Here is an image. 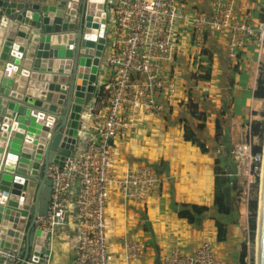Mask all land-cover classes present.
<instances>
[{
    "label": "crops",
    "instance_id": "1",
    "mask_svg": "<svg viewBox=\"0 0 264 264\" xmlns=\"http://www.w3.org/2000/svg\"><path fill=\"white\" fill-rule=\"evenodd\" d=\"M178 2L191 12L208 11L207 0ZM244 17L257 26L264 17V0H234L233 20ZM233 32L229 29L221 35L210 28L197 33L188 23H181L177 39L183 45L182 52L168 64L181 83L175 100L165 101L163 110L155 114L138 109L131 131L117 141L119 173L149 163L163 179L143 200L125 197L116 184L110 186L107 219L114 253L111 264H163L171 248L192 252L206 240L227 264H244L240 253L248 237L249 219L243 216V209L248 210L239 205L238 222L229 221L228 237L219 239L217 220L225 214L217 209L215 181L216 177H227L234 188L241 181L232 149L244 140L245 123L257 119L264 103L255 92L264 46L260 48L252 38L232 54ZM103 91L99 86L98 95ZM97 98L93 112L103 102ZM83 138L75 153L82 149ZM74 188L68 192L67 203L75 209ZM38 198L36 190L32 201L37 206ZM60 228L64 233L57 246L54 243L50 264H72L78 227L69 219L56 227V233ZM137 240L142 243L133 252L130 245Z\"/></svg>",
    "mask_w": 264,
    "mask_h": 264
},
{
    "label": "built area",
    "instance_id": "2",
    "mask_svg": "<svg viewBox=\"0 0 264 264\" xmlns=\"http://www.w3.org/2000/svg\"><path fill=\"white\" fill-rule=\"evenodd\" d=\"M208 11H188L178 0H112L109 10L116 17V38L113 50L106 56L111 68L107 83L100 86L103 95L96 93L102 105L89 112L80 131L83 147L64 159L63 164L51 163V198L48 212L35 219V230L47 232L45 246H54L53 233L58 225L73 219L78 227L75 256L72 264H111L114 253L109 245L107 219L109 188L116 184L125 197L143 200L155 189L163 177L154 166L142 163L137 168L119 173L116 167V143L127 135L134 124L138 109L159 113L164 102L174 101L180 83L177 73L168 64L182 52L177 39L181 23L186 22L197 33L208 29L224 35L232 29V54L254 38L264 46V17L258 25L248 18H232L234 0H207ZM103 85V86H102ZM105 92V94H104ZM100 93V92H99ZM105 95V96H104ZM94 96V97H96ZM97 98V100H98ZM253 120L244 125V140L233 146L236 174L241 178L242 190L238 204L247 207L249 188L258 182L263 169L264 152L253 149ZM235 130V126H232ZM79 141V142H80ZM262 177V172H261ZM243 178H246L244 181ZM262 179V178H261ZM255 181V182H253ZM75 186V209L68 206V192ZM20 246L0 245V264H36L25 255L22 243L29 237V224L20 230ZM43 240L34 235L29 251ZM141 240L131 244V251L140 249ZM50 256V254H46ZM163 264H227L220 258L210 240L200 243L192 252L171 248L163 257Z\"/></svg>",
    "mask_w": 264,
    "mask_h": 264
},
{
    "label": "water",
    "instance_id": "3",
    "mask_svg": "<svg viewBox=\"0 0 264 264\" xmlns=\"http://www.w3.org/2000/svg\"><path fill=\"white\" fill-rule=\"evenodd\" d=\"M90 7L97 9L96 16ZM109 21L105 0H0V245L20 246V230L29 224L22 247L36 264H50L52 253L45 246L47 232L34 225L38 215L48 212V170L53 162L63 164L79 144L88 116L84 108L98 89ZM82 83L87 86L79 93ZM40 136L49 142L43 168L36 172L32 166L41 152H28ZM36 190L39 206L32 203ZM261 192L264 196V186ZM16 198L20 210L13 207ZM259 219L256 264H264V202ZM35 232L43 240L30 252Z\"/></svg>",
    "mask_w": 264,
    "mask_h": 264
},
{
    "label": "trees",
    "instance_id": "4",
    "mask_svg": "<svg viewBox=\"0 0 264 264\" xmlns=\"http://www.w3.org/2000/svg\"><path fill=\"white\" fill-rule=\"evenodd\" d=\"M256 95L264 98V63L260 67V73L257 79ZM102 95V92L100 93ZM191 107H195L194 103H191ZM264 130V119H255L252 123V133L258 137V142H262ZM190 137V135H189ZM253 149L255 151L262 150L260 143H253ZM238 188H234L229 183L227 177H216L215 181V197L217 209L220 208L225 214L223 219L217 220L218 226V237L224 239L228 237L229 227L228 222H238V195L242 190L241 181L238 182ZM258 183L254 184V188H257ZM253 197H256V190L254 191ZM257 197L256 200L252 198L250 204L251 214L249 215V230L252 238L255 237L256 231V214H257ZM226 212H228L226 214Z\"/></svg>",
    "mask_w": 264,
    "mask_h": 264
},
{
    "label": "rangeland",
    "instance_id": "5",
    "mask_svg": "<svg viewBox=\"0 0 264 264\" xmlns=\"http://www.w3.org/2000/svg\"><path fill=\"white\" fill-rule=\"evenodd\" d=\"M111 1L112 0H105V8L108 11V17H109L110 21H109V27L107 30L108 41L106 44L105 53L102 57V62H101V66L99 68V74H98V78L100 79L101 84H104L106 82V80H108V78H109L107 75L108 71L111 72V68H110L108 62L106 61V56L113 50V46L115 45V38H116V22H117V20H116V17L114 16V14L111 13L109 10ZM98 89H99V87H98ZM93 103H94V98L92 99V101L89 104H86V106L84 108V113H89L92 110ZM84 113H83V115H84ZM256 115H257V119H264V103L261 106H259V110H258ZM63 127L65 128V126H63ZM253 136H254L253 143H260L262 145V151L264 152V130H263L262 142H258V137L255 135H253ZM42 168H43V166H42ZM42 168L40 170H42ZM261 172H262V170L259 169V175L257 176L258 182H256V183H258L257 188H254V185L252 186V189H251V187L249 188L250 201L246 207L248 212L245 209H243V214H244L243 216L246 217L247 219H249V217H250L249 215L251 214L250 204H251L252 198L256 200V197H257V205H256L257 206V214H256L255 237L252 238L250 235L249 220H247L248 224H247L246 228L248 229V231H247L248 237H246L244 239L245 248L242 249V251L240 253L244 264H256V260H257V245H258V242H257V225H258L259 194H260L261 178H262ZM245 179L246 178H243L242 180L244 181ZM253 182H255V181H253ZM255 190H256V197H253ZM54 233H56V228H55ZM54 233H53V240H54V243L56 241V246H57V244L62 239L64 230L62 228L57 230L56 239H55ZM231 264H235V262L232 261Z\"/></svg>",
    "mask_w": 264,
    "mask_h": 264
},
{
    "label": "bare ground",
    "instance_id": "6",
    "mask_svg": "<svg viewBox=\"0 0 264 264\" xmlns=\"http://www.w3.org/2000/svg\"><path fill=\"white\" fill-rule=\"evenodd\" d=\"M73 1H80V0H73ZM88 11H89V13H90V15L92 17L93 16H96V14H97V9L95 7H90L88 9ZM90 48L91 47H89L88 49H90ZM61 61H64V58H61ZM88 66H90V65H88ZM84 71L85 72L86 71H89V68L85 69ZM86 86H87V83H82L81 88L78 90L79 93H81L83 90H85ZM60 105H62V104H60ZM75 113H76V111H74V114ZM58 116H59V110H56V111H54V113H52V117H53L54 120H57L58 119ZM48 139H41V136H40L39 139H38V141L30 146L31 151L28 152L29 154H31L32 152H35L36 153V152H38V150L41 152V155H40V158L38 160L37 165L36 166H34V165L32 166V168H34L36 170V172H38L40 170L42 164L44 163L43 156H44V154L46 152V149L48 148V142H49ZM66 142L68 143V146L70 147L71 142L69 140H66ZM35 160L36 159H33L32 161H35ZM262 166H263V169H262L261 187L264 186V161H263V165ZM261 187H260L259 208H258V226L259 227H263V225H262V223H261V221L259 219V212H260L261 204L264 202V196H263V194L261 192ZM1 193L4 196H7L8 195V193L6 191H2ZM31 198H32L31 196L28 197V202H31ZM16 201H18L17 198H16ZM32 203H34V202L32 201ZM13 205H14L13 206L14 208L20 210L21 205L19 204V201L16 202L15 204H13ZM30 206H32V204L29 205V208H30ZM26 216H28V215L26 214ZM257 242H258V245H259V236L257 237ZM19 243H20V241H19ZM258 245H257V252H258ZM41 260H44V258L41 257Z\"/></svg>",
    "mask_w": 264,
    "mask_h": 264
}]
</instances>
